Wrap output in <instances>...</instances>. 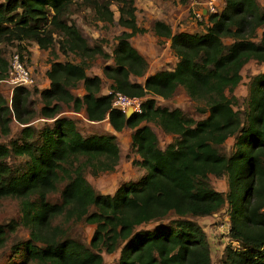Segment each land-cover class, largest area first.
Wrapping results in <instances>:
<instances>
[{
    "label": "trees",
    "instance_id": "1",
    "mask_svg": "<svg viewBox=\"0 0 264 264\" xmlns=\"http://www.w3.org/2000/svg\"><path fill=\"white\" fill-rule=\"evenodd\" d=\"M75 0H3L0 2V44L31 41L55 55L54 34L61 53L91 58L107 55L100 46L89 47L74 24L63 15ZM92 10L94 21L117 24L124 29L116 36L112 64L102 75L110 80L109 92L100 93L101 79L87 76L82 63L51 61L45 76L48 86L38 91L39 115L51 119L33 136L22 128V141L11 148L0 144V198H20L18 222L0 224V246L17 224L28 236L11 246L23 250L37 264H102L101 253L118 249L116 264H210L206 236L188 217H206L226 205L228 236L237 247L225 246L222 264H264V71L250 77L243 117L232 108V92L241 80L240 70L250 60L264 62V9L255 0H223L219 13L208 14L201 33L171 31L155 20V36L169 41L176 58L172 69L145 75L147 63L128 41L143 28L136 25L134 0H78ZM118 14L114 21L110 5ZM260 28L258 41L252 40ZM223 39H229L224 43ZM20 52V51H19ZM8 67L0 49V77ZM130 77L143 78L142 82ZM81 83L78 97L70 89ZM184 90L195 110L206 116L193 120L179 109L157 106L154 97ZM115 92L142 98L140 111L125 117L111 106ZM228 94V96L226 95ZM29 91L12 90L7 104L0 94V133H8L11 117L27 124ZM73 112L83 110L86 119H106L113 131L132 130L130 148L140 158L144 173L139 179L120 182L111 194L96 193L85 173L92 177L110 172L119 160L113 134L82 136L72 119L58 116L61 105ZM142 122H151L173 139L158 146L154 132ZM26 132V133H24ZM33 137L26 142L25 137ZM233 136L228 156L219 146ZM27 157L25 169L11 174L5 157ZM226 175L225 193L213 189L209 175ZM60 185V189L57 187ZM47 195L58 190L57 202L47 195L32 197L37 188ZM169 212L176 218L150 229H137ZM93 225L88 244L67 233L69 225ZM19 264H26L22 262Z\"/></svg>",
    "mask_w": 264,
    "mask_h": 264
},
{
    "label": "rangeland",
    "instance_id": "2",
    "mask_svg": "<svg viewBox=\"0 0 264 264\" xmlns=\"http://www.w3.org/2000/svg\"><path fill=\"white\" fill-rule=\"evenodd\" d=\"M3 0H0L2 2ZM204 0H195V3H190L188 0H134L135 5V20L136 25L143 28L142 33H135L129 37L128 41L132 47L145 59L147 69L145 75L154 73L159 70L172 69L175 64V57L170 51L167 42L162 38H158L152 31V24L155 20H160L171 27L173 33L188 32L201 33L204 24L203 19L198 20L194 18L193 11H198L202 7ZM257 4L264 9V0H255ZM113 12L114 21L118 14L116 6L110 5ZM92 10L85 6L78 0L73 1L65 14L64 20L68 24H74L79 34L85 39L89 47L100 46L102 51L107 55L103 57L99 54L91 58L80 57L72 52H64L58 49L57 42L61 37L54 34V53L51 55L49 49H39L37 45L31 41H25L17 46L16 42L1 43L0 49L2 56L9 62L10 54L18 52L23 60L25 67L29 71L32 83L25 86L29 91L26 99V107L31 110L32 114L27 124L18 123L11 117L8 122V133H0V144L11 148L13 144H19L22 141V128L27 125L36 136V131L43 126H51L52 120L42 118L38 111L41 107V100L38 96V91L48 86V80L45 76V71L48 69L51 61H69L73 63H82L85 66V73L87 76L97 75L101 79L100 93L106 94L109 92L110 80L102 75L101 69L104 65L112 64V49L116 44V36H118L123 28L113 23L94 21L92 18ZM199 31V32H198ZM261 29L258 28L252 37V40L257 42ZM224 43H229V39H223ZM20 51V52H19ZM7 71V70H6ZM264 71V62L248 61L240 70L241 80L233 89V96L235 102L232 106L237 110L240 117L246 108L247 100V85L251 76ZM5 71L0 77V94L5 99L7 104L10 103V98L14 86L8 81H5ZM133 81L142 82L143 78L130 77ZM71 93L80 97L83 94L81 83L70 89ZM228 96V94L226 93ZM157 106L166 107L168 109L177 108L187 117L193 120H200L206 116L207 113H198L194 106L195 103L188 98L186 93L180 87H177L173 95L169 98L163 99L154 97ZM58 116L70 118L75 123L76 130L82 136H89L92 134H113L119 147V160L114 169L110 172H103L92 177L88 172L85 173L86 180L92 186L96 193L111 194L116 186L126 180L135 181L144 173L143 169L138 165L140 158L130 148V134L131 129L124 128L115 134L107 123L106 119L91 122L86 119L83 110L73 112L70 107L61 105ZM146 124L155 134L160 148H164L173 139V135L164 133L158 126L151 122H142ZM26 133V132H24ZM26 142H32L33 137H25ZM233 136L226 138L219 146L218 150L228 156L233 146ZM5 162L8 165L11 174L21 173L26 166L27 157L24 155H15L9 153L5 157ZM208 181L213 189L225 193L227 190L226 175L213 176L209 175ZM57 189H60L58 185ZM58 190L47 195L45 188L37 187L32 194L33 198L37 196L47 195L51 202H57ZM20 198L17 197H3L0 198V224H7L10 221L18 222L20 217ZM176 218L172 212H169L164 217L150 221L144 225H140L137 229H150L157 225L164 224L167 221ZM195 221L203 230L206 236V243L209 252L210 264H222L221 256L225 246L237 247V242L228 236V209L223 205L216 212L206 217H188ZM93 225L84 222L73 223L68 226L67 233L74 239L79 240L84 244H88ZM28 236V229L22 225L16 226L12 231H8L3 244L0 246V264H19L26 262V264H37L35 261L26 259L23 250L15 254L11 250V246L19 240H24ZM103 258L102 264H116L118 258V249L113 253H101Z\"/></svg>",
    "mask_w": 264,
    "mask_h": 264
},
{
    "label": "built area",
    "instance_id": "3",
    "mask_svg": "<svg viewBox=\"0 0 264 264\" xmlns=\"http://www.w3.org/2000/svg\"><path fill=\"white\" fill-rule=\"evenodd\" d=\"M190 3H195V0H188ZM223 7V0H204L202 7L197 11H193L194 18L203 20L208 14L219 13ZM5 81H8L12 86L25 87L32 83L28 69L25 67L23 60L18 52L10 54L8 67L6 71ZM142 98L127 97L121 93L115 92L112 97L111 106L125 113L126 110L130 112L140 111V102Z\"/></svg>",
    "mask_w": 264,
    "mask_h": 264
},
{
    "label": "water",
    "instance_id": "4",
    "mask_svg": "<svg viewBox=\"0 0 264 264\" xmlns=\"http://www.w3.org/2000/svg\"><path fill=\"white\" fill-rule=\"evenodd\" d=\"M124 114H125V117H128L130 114H132V112H130V110L128 109V110L125 111Z\"/></svg>",
    "mask_w": 264,
    "mask_h": 264
},
{
    "label": "crops",
    "instance_id": "5",
    "mask_svg": "<svg viewBox=\"0 0 264 264\" xmlns=\"http://www.w3.org/2000/svg\"><path fill=\"white\" fill-rule=\"evenodd\" d=\"M199 32V31H198ZM195 33V32H194ZM167 45H168V47H169V42H167ZM175 61H176V58H175ZM107 121V120H106ZM108 123V122H107ZM111 130H112V128H111ZM113 131V130H112ZM113 133L115 134L116 132L115 131H113Z\"/></svg>",
    "mask_w": 264,
    "mask_h": 264
}]
</instances>
